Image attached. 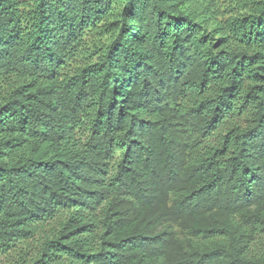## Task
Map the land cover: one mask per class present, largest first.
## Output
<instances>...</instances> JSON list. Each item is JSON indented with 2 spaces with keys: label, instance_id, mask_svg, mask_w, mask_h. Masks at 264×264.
Wrapping results in <instances>:
<instances>
[{
  "label": "trees",
  "instance_id": "1",
  "mask_svg": "<svg viewBox=\"0 0 264 264\" xmlns=\"http://www.w3.org/2000/svg\"><path fill=\"white\" fill-rule=\"evenodd\" d=\"M0 264H264V0H0Z\"/></svg>",
  "mask_w": 264,
  "mask_h": 264
}]
</instances>
